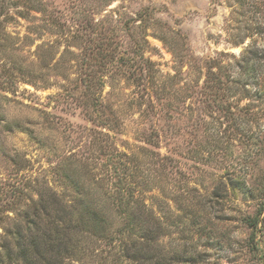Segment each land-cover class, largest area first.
<instances>
[{
    "label": "rangeland",
    "instance_id": "obj_1",
    "mask_svg": "<svg viewBox=\"0 0 264 264\" xmlns=\"http://www.w3.org/2000/svg\"><path fill=\"white\" fill-rule=\"evenodd\" d=\"M82 188L106 231L67 242L63 221L24 259L31 199ZM120 193L160 218L152 250L192 259L169 264H264L263 222L251 238L245 221L264 199V0L4 1L0 264H137L123 242L143 240L114 235Z\"/></svg>",
    "mask_w": 264,
    "mask_h": 264
},
{
    "label": "trees",
    "instance_id": "obj_2",
    "mask_svg": "<svg viewBox=\"0 0 264 264\" xmlns=\"http://www.w3.org/2000/svg\"><path fill=\"white\" fill-rule=\"evenodd\" d=\"M4 1L0 0V9L3 7ZM29 6V9L35 8L34 5ZM220 83L221 81H218L215 85L220 87ZM240 184L237 183L236 186L238 187ZM124 195V193H120L115 196L110 194L109 196V199L111 198L112 209L117 214L124 215V222H126L120 230L115 231L114 235L118 233L125 234L128 237L131 235L136 236L137 234L143 241L137 246L135 251L132 249L131 241L130 246L124 241L123 244L125 246L122 249V252H124L122 256L128 260H133L137 264H169L170 260L175 262H191L192 259L190 257L187 258L178 255L176 259L174 257L167 259L163 256V253L161 254L157 250H152L153 248L150 246V242H157L160 233L163 232L160 218H156L154 222L152 221L150 223L151 211L145 205L131 207L130 200H124ZM98 199H102L98 191L89 189L84 192L83 188L81 196L71 203H66V201L62 200L54 192H48L46 194L39 193L37 200L31 199L33 203L27 205L28 210L24 216L27 218L25 219V223L20 221L16 223V230L14 232V236L17 239V246L23 255L22 257L28 259L26 257L29 255L35 256L36 254L43 256L48 250H52L54 248L52 240L54 239L51 238L50 231L57 228L56 231L59 232L60 228H58V225L63 221H66L64 235L67 242L70 234L74 232L83 233L89 231L90 228L93 230L98 228V232H105L106 228L110 226V223L106 220L108 211L105 209L106 207L100 208L101 204H99ZM263 210L264 199L263 197H258L256 208L253 210L252 215H246L247 217L245 219L247 226L252 230L250 234L251 238L257 233L258 225L262 222L264 225V216L261 215ZM41 221L45 225L40 228L39 224ZM60 240L62 241V239ZM66 241L63 240L65 243ZM58 250L57 256H60V251Z\"/></svg>",
    "mask_w": 264,
    "mask_h": 264
}]
</instances>
